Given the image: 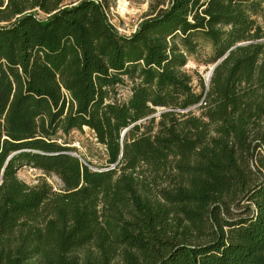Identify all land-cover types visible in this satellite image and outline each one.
<instances>
[{
	"label": "trees",
	"instance_id": "1",
	"mask_svg": "<svg viewBox=\"0 0 264 264\" xmlns=\"http://www.w3.org/2000/svg\"><path fill=\"white\" fill-rule=\"evenodd\" d=\"M158 3L125 36L101 1L0 0V264H264V0ZM85 128L101 170L59 143Z\"/></svg>",
	"mask_w": 264,
	"mask_h": 264
},
{
	"label": "rangeland",
	"instance_id": "2",
	"mask_svg": "<svg viewBox=\"0 0 264 264\" xmlns=\"http://www.w3.org/2000/svg\"><path fill=\"white\" fill-rule=\"evenodd\" d=\"M68 3L78 0H66ZM106 7L112 23L117 28L120 34L125 36H131L137 29L136 27L151 14L152 8L159 6L158 0H129L132 3V9L127 14H121L119 12V6L123 0H97ZM212 55L211 45L203 42L202 50L197 57L190 59L186 70L193 77L194 87L197 91H200L199 81L202 79L207 86L208 76L215 66L209 63V59ZM121 100L129 97V90L122 89ZM199 115V113H198ZM59 143H67L68 147L74 149L73 154H78L85 159L86 162L91 163L92 167L98 170L103 169V165L106 163V151L101 146L94 133L86 128L83 131H73L69 135L62 136ZM85 162V163H86ZM19 178L27 184L33 186L40 180H46L54 189H61L62 182L55 175H46L42 171L34 169L32 167L25 166L18 172Z\"/></svg>",
	"mask_w": 264,
	"mask_h": 264
},
{
	"label": "built area",
	"instance_id": "3",
	"mask_svg": "<svg viewBox=\"0 0 264 264\" xmlns=\"http://www.w3.org/2000/svg\"><path fill=\"white\" fill-rule=\"evenodd\" d=\"M124 2H122L121 3V5L119 6V12L121 13V14H127V12H129V10H131L133 7H132V3H131V1H129V0H123ZM105 13H106V16H107V18L109 19V22L112 24V25H114L113 23H112V20L110 19V17H109V14H108V12H107V9L105 8ZM136 28H138V27H136ZM137 30V29H136ZM136 30L133 32V33H135L136 32ZM86 129V128H85ZM74 156H76L77 158H79L80 160H82V158L80 157V155H78V154H74ZM83 161V160H82ZM84 162V161H83ZM85 163V162H84ZM93 170H96V169H93ZM55 191H58L56 188L54 189Z\"/></svg>",
	"mask_w": 264,
	"mask_h": 264
},
{
	"label": "water",
	"instance_id": "4",
	"mask_svg": "<svg viewBox=\"0 0 264 264\" xmlns=\"http://www.w3.org/2000/svg\"><path fill=\"white\" fill-rule=\"evenodd\" d=\"M240 45H242V44H240ZM222 60H223V59H222ZM222 60H220V61H219V62H218L213 68H212V70H211V72H210V74H209V76H208V82L210 81V78H211V76H212V74H213V72H214L216 66H217ZM125 134H126V131L123 133V136H122V137H124Z\"/></svg>",
	"mask_w": 264,
	"mask_h": 264
}]
</instances>
